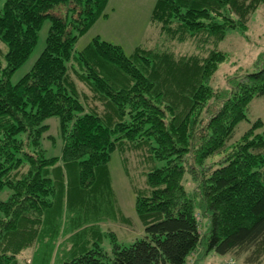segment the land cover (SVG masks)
I'll list each match as a JSON object with an SVG mask.
<instances>
[{
    "label": "trees",
    "instance_id": "obj_1",
    "mask_svg": "<svg viewBox=\"0 0 264 264\" xmlns=\"http://www.w3.org/2000/svg\"><path fill=\"white\" fill-rule=\"evenodd\" d=\"M109 1L6 0L0 10V57L6 61L0 66V194L10 191L0 200V264H19L31 227L62 209L59 201L75 186L108 184L112 156L126 148L146 149L153 165L147 190L136 195L145 237L115 244L112 254L98 246L63 264H187L200 247L260 264L263 121L230 143L240 123H251L253 99L264 98V56L255 72L215 83L228 61L218 45L229 31L246 34L262 0H158L151 23L161 46L127 55L96 37L77 51L79 38L107 16ZM46 19L44 51L13 84ZM175 43H191L192 53L173 51ZM51 117L61 123L60 158H46L40 148ZM220 154L217 163L208 162ZM200 213L209 221L205 234Z\"/></svg>",
    "mask_w": 264,
    "mask_h": 264
},
{
    "label": "rangeland",
    "instance_id": "obj_2",
    "mask_svg": "<svg viewBox=\"0 0 264 264\" xmlns=\"http://www.w3.org/2000/svg\"><path fill=\"white\" fill-rule=\"evenodd\" d=\"M157 1L110 0L105 10L107 16L98 19L95 25L79 38L76 50H84L97 36L121 46L127 55H132L138 48L155 49L161 46L160 32L151 23ZM250 1L247 0L246 4ZM5 2L6 0H0V10H3ZM56 12L60 13L59 10ZM247 24L246 34L239 30L229 31L218 45L217 49L228 58V61L222 64L217 72L216 83L214 81L216 86L224 85L226 76L238 72H255L256 64L264 56L263 0L259 2ZM50 25V20L46 19L32 54L13 74L11 78L13 84L18 83L31 71L44 51ZM0 48L4 50L1 44ZM172 49L177 53H192L193 46L191 43H175ZM5 65V59L0 57V66ZM248 116L251 123L243 121L238 125L230 145L239 140L256 120L260 119L264 123L263 97L253 99L249 105ZM44 124L47 125L48 131L41 138L40 148L46 158H60L63 148L60 119L51 117ZM263 130L264 127L259 129L258 133H262ZM227 151L228 148L225 149V154ZM122 154L116 152L112 156L108 166L110 177L108 184L101 182L84 189L75 186L77 188H73L71 197L59 201L62 209H54L45 224L31 227L32 234L27 239L29 245L19 256V264H63L98 246L112 254L115 244L130 246L136 240L145 237L144 224L136 211V195L138 190H147L146 175L153 165L149 161L146 149L126 148ZM222 155L210 158L208 162L217 163L222 159ZM76 172V170L72 172L73 186L76 183ZM192 186L194 185L188 184L189 188ZM9 195L8 189L3 190L0 200H6ZM200 219L202 233L205 234L209 221L203 214ZM245 260V255L222 256L211 251L206 252L205 247H200L187 264H246ZM260 264H264V259Z\"/></svg>",
    "mask_w": 264,
    "mask_h": 264
},
{
    "label": "crops",
    "instance_id": "obj_3",
    "mask_svg": "<svg viewBox=\"0 0 264 264\" xmlns=\"http://www.w3.org/2000/svg\"><path fill=\"white\" fill-rule=\"evenodd\" d=\"M97 37H99V36H97ZM96 38V37H95ZM100 39H101V37H99ZM105 41V40H104Z\"/></svg>",
    "mask_w": 264,
    "mask_h": 264
}]
</instances>
